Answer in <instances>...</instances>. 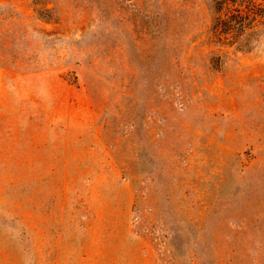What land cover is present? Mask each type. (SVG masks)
I'll use <instances>...</instances> for the list:
<instances>
[{"label": "rangeland", "instance_id": "rangeland-1", "mask_svg": "<svg viewBox=\"0 0 264 264\" xmlns=\"http://www.w3.org/2000/svg\"><path fill=\"white\" fill-rule=\"evenodd\" d=\"M211 0H0V264H264V28Z\"/></svg>", "mask_w": 264, "mask_h": 264}, {"label": "trees", "instance_id": "trees-1", "mask_svg": "<svg viewBox=\"0 0 264 264\" xmlns=\"http://www.w3.org/2000/svg\"><path fill=\"white\" fill-rule=\"evenodd\" d=\"M216 12L212 37L237 49H253L264 28V0H211Z\"/></svg>", "mask_w": 264, "mask_h": 264}]
</instances>
